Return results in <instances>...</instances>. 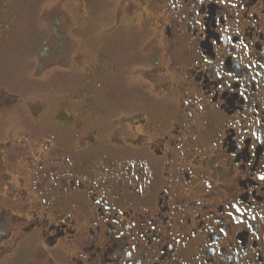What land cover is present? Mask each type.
Segmentation results:
<instances>
[{"label": "flooded vegetation", "instance_id": "flooded-vegetation-1", "mask_svg": "<svg viewBox=\"0 0 264 264\" xmlns=\"http://www.w3.org/2000/svg\"><path fill=\"white\" fill-rule=\"evenodd\" d=\"M63 2L66 101L0 91V264H264V0ZM38 5L0 0V53Z\"/></svg>", "mask_w": 264, "mask_h": 264}, {"label": "rangeland", "instance_id": "rangeland-1", "mask_svg": "<svg viewBox=\"0 0 264 264\" xmlns=\"http://www.w3.org/2000/svg\"><path fill=\"white\" fill-rule=\"evenodd\" d=\"M52 2H63V0H37V3L40 5H38L37 16L35 17L36 20H33V23L37 24V30H35L36 28L33 26V48H26L23 51L14 50L16 52L0 53V77L2 78L0 80V91L6 89L11 93L17 92L25 102L37 98L39 100H44L48 105L49 113H53L59 109L64 101H66L63 95L65 90L59 87L63 82L60 81V78L63 76L59 77L57 81H54L51 79L53 73H47L48 67L53 66L51 61L47 62V57L49 56V59H54V57L58 55L57 46L55 44L50 49L46 50L45 45L47 43L45 42L47 37L45 33L41 31V28L47 29L43 21V19L47 20V18H44L45 16H43V13L47 11L50 12ZM66 6L67 5H64V12H66ZM28 31L30 33V30ZM71 36L74 38L73 35ZM43 37L44 40L42 43ZM83 43L86 44L87 42ZM126 44L133 46L134 42L132 40H127ZM41 45H43V48ZM69 49L71 55L75 58L74 64L71 65H79L75 63L78 61L79 57L82 56L79 54V45L71 44ZM58 66L62 68V71L64 70L62 64H58ZM57 72L58 70L54 73L53 77L58 76ZM36 75H38V77L43 76V78L36 80Z\"/></svg>", "mask_w": 264, "mask_h": 264}]
</instances>
